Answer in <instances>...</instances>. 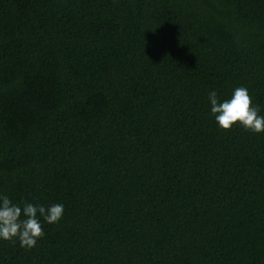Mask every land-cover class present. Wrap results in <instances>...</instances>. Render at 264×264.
Returning a JSON list of instances; mask_svg holds the SVG:
<instances>
[{
    "label": "trees",
    "instance_id": "16d2710c",
    "mask_svg": "<svg viewBox=\"0 0 264 264\" xmlns=\"http://www.w3.org/2000/svg\"><path fill=\"white\" fill-rule=\"evenodd\" d=\"M264 0H0V195L60 203L0 264H264Z\"/></svg>",
    "mask_w": 264,
    "mask_h": 264
},
{
    "label": "clouds",
    "instance_id": "9594fccd",
    "mask_svg": "<svg viewBox=\"0 0 264 264\" xmlns=\"http://www.w3.org/2000/svg\"><path fill=\"white\" fill-rule=\"evenodd\" d=\"M208 99L211 113L221 129L231 130L239 125L253 133L264 132V115L260 114V107L253 104L246 87H235L230 97L223 101L213 90L209 92ZM63 213L64 206L60 203L47 207L27 201L14 203L7 195H0V239L18 240L21 247L31 249L45 235L40 218L46 223L55 224Z\"/></svg>",
    "mask_w": 264,
    "mask_h": 264
}]
</instances>
